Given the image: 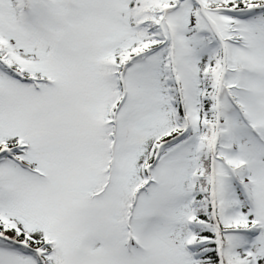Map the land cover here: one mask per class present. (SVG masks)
<instances>
[{"label": "snow or ice", "instance_id": "1", "mask_svg": "<svg viewBox=\"0 0 264 264\" xmlns=\"http://www.w3.org/2000/svg\"><path fill=\"white\" fill-rule=\"evenodd\" d=\"M0 264H264V0H0Z\"/></svg>", "mask_w": 264, "mask_h": 264}]
</instances>
